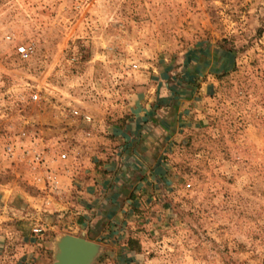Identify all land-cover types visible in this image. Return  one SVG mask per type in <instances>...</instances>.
Listing matches in <instances>:
<instances>
[{"label": "rangeland", "instance_id": "obj_1", "mask_svg": "<svg viewBox=\"0 0 264 264\" xmlns=\"http://www.w3.org/2000/svg\"><path fill=\"white\" fill-rule=\"evenodd\" d=\"M146 105L170 111L122 142ZM95 216L91 264H264V0H0V264Z\"/></svg>", "mask_w": 264, "mask_h": 264}, {"label": "crops", "instance_id": "obj_2", "mask_svg": "<svg viewBox=\"0 0 264 264\" xmlns=\"http://www.w3.org/2000/svg\"><path fill=\"white\" fill-rule=\"evenodd\" d=\"M140 109L141 110L137 111L134 114V120H133L134 123L130 124V126L128 124H122L120 128L121 133H122V136H121L122 142H124L125 136L126 137L128 136V138L130 139L133 138L136 143L137 141L136 136H137L138 130L140 129L141 131L142 129L144 130L146 128V125H148L149 122H153L151 124L157 125V120H154V119L158 117H159L158 120L162 118L166 119V116L164 114L167 115V113L169 114V111H170L169 108L166 106H159L156 108L153 107V110H150L149 107L146 105V106H141ZM172 114H174V112ZM169 117H171V115H169ZM145 118L146 120H149V122L146 121ZM159 122H161V120ZM126 130H130V134ZM124 132L128 134L126 135ZM120 158H121V162H122L121 165L123 167V170L121 172H118L117 169L110 168L109 172L106 173V175L109 177L108 182H110L109 180H111V184L113 185L112 190H111L112 197L117 200V203H119V205H121L122 202H124V206H126L127 203L134 206L139 201L140 197H138V195L139 193L142 192V189L144 186L142 185L138 186V184H135L134 181H132L133 180L132 177L134 176L135 172H138V171H132V170L125 168L126 167L125 165H127L126 164L127 162L124 163V161H127V157L126 159H124V150L122 151V155ZM126 172H128L127 174L131 176L132 180L125 178ZM98 199L99 198L96 197L94 202L96 203ZM101 218H102L101 216L100 217L95 216L94 218H91L90 221H86L85 223L83 222L84 229H81V232L79 234L84 238H89V237L98 238L101 232L98 225L100 222H103ZM53 240L54 239L50 241V246H49L50 248L52 246ZM125 252L126 253L132 252V250H130L127 247L126 242H124V253Z\"/></svg>", "mask_w": 264, "mask_h": 264}, {"label": "water", "instance_id": "obj_3", "mask_svg": "<svg viewBox=\"0 0 264 264\" xmlns=\"http://www.w3.org/2000/svg\"><path fill=\"white\" fill-rule=\"evenodd\" d=\"M99 249L82 236L60 234L52 241L49 264H91Z\"/></svg>", "mask_w": 264, "mask_h": 264}, {"label": "built area", "instance_id": "obj_4", "mask_svg": "<svg viewBox=\"0 0 264 264\" xmlns=\"http://www.w3.org/2000/svg\"><path fill=\"white\" fill-rule=\"evenodd\" d=\"M15 53L19 56V58L24 60V59H27L28 57L31 56V54L33 53V48L29 44H21L20 43V44L15 45ZM36 96H37L36 93H30L29 94V98L32 100L36 99ZM72 113L74 115L80 116V113H78L77 110H75V109L72 110ZM82 118L85 121H89V115H87V114L82 115ZM7 151L10 152L11 149L7 148ZM56 158L59 160H63L66 158V153L65 152L57 153ZM31 159L35 160V162H39L41 157H40L39 153L33 152L31 155ZM32 231L35 233L40 232V228L35 227L32 229Z\"/></svg>", "mask_w": 264, "mask_h": 264}, {"label": "trees", "instance_id": "obj_5", "mask_svg": "<svg viewBox=\"0 0 264 264\" xmlns=\"http://www.w3.org/2000/svg\"><path fill=\"white\" fill-rule=\"evenodd\" d=\"M126 245H127V247L130 249V250H136V248H134L133 246H134V240L132 239V238H128L127 240H126Z\"/></svg>", "mask_w": 264, "mask_h": 264}]
</instances>
